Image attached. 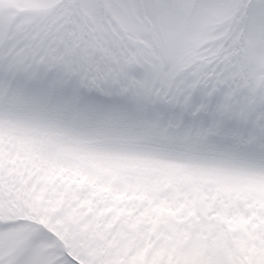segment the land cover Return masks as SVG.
Here are the masks:
<instances>
[{
	"label": "snow or ice",
	"instance_id": "snow-or-ice-1",
	"mask_svg": "<svg viewBox=\"0 0 264 264\" xmlns=\"http://www.w3.org/2000/svg\"><path fill=\"white\" fill-rule=\"evenodd\" d=\"M0 264H264V0H0Z\"/></svg>",
	"mask_w": 264,
	"mask_h": 264
}]
</instances>
